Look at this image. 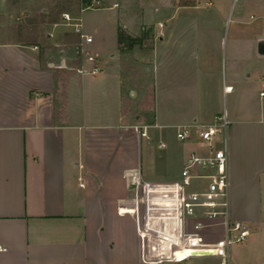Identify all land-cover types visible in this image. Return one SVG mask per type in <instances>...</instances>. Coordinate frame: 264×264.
I'll return each mask as SVG.
<instances>
[{
    "label": "crops",
    "instance_id": "1",
    "mask_svg": "<svg viewBox=\"0 0 264 264\" xmlns=\"http://www.w3.org/2000/svg\"><path fill=\"white\" fill-rule=\"evenodd\" d=\"M254 10L261 21L255 47L263 88L258 42L264 39V0ZM78 30L76 48L86 43ZM243 38L236 36L229 59L226 45L224 61L221 35L198 36L192 46L157 33L144 98L126 89L119 59L117 71L106 72L97 62L101 73L92 75L81 60H55L57 44L0 40V264H145L135 219L121 210L131 213L138 179L168 181L142 175L139 141L150 129L213 123L222 115L219 99H233L236 88V103L225 114L232 119L231 214L246 226H261L244 245L242 264H264V92L247 85L251 59L235 51ZM110 129L116 133L106 134ZM110 135L118 140L119 156L102 148ZM184 142L185 164L200 147L196 137ZM115 179L123 190L116 191Z\"/></svg>",
    "mask_w": 264,
    "mask_h": 264
},
{
    "label": "rangeland",
    "instance_id": "2",
    "mask_svg": "<svg viewBox=\"0 0 264 264\" xmlns=\"http://www.w3.org/2000/svg\"><path fill=\"white\" fill-rule=\"evenodd\" d=\"M258 2L259 0H8L7 2L0 0V9L4 11L0 14V40L11 42L20 40L33 45L47 44V42L57 44L53 53L55 60L78 59L89 70L93 66L86 60L89 56L97 58L98 64L106 72L108 70L117 71L120 62L128 81L126 89H134L138 97L144 98L148 94L145 86L148 75L147 68L150 63L149 55L157 33L161 32V35L169 37L173 41L180 36L181 43L192 46L198 36L219 37L221 35L224 61L226 45L227 59H229L231 49L235 46L236 36L239 35L244 38L241 39L242 43L236 47L235 51L240 52V55L241 53L247 54L251 59L248 74L252 73L253 76L247 85L259 93L260 90L264 92V87L261 88V79L256 73L258 69L256 61L259 57L255 47L256 32L261 21L254 7ZM184 5L187 7H183ZM7 8L8 10H6ZM63 14H69L71 21L64 20ZM238 20L243 22V25H238L236 23ZM160 23L164 24V29L159 27ZM75 24H79L80 28ZM76 28L79 29L83 41L88 35L94 39L91 44L78 45L80 54L75 46V42L80 39L75 32ZM119 28H123L129 35L137 38L134 44L124 47L123 50L118 49ZM73 31L74 33H72ZM58 44L64 47L58 49ZM245 46L247 49H243ZM161 47L162 45H159L158 53L161 52ZM62 51L65 52V57L61 55ZM229 68L228 61V73ZM157 72L156 70V75ZM237 91L236 88L233 99H224L223 97L219 99L221 114L231 111V107L236 103L234 97H236ZM161 97L162 89L159 85L158 100L155 106L160 118L162 117ZM150 101L149 98L143 102V111L149 105L151 106ZM227 120L230 122L232 119L228 117ZM113 132L116 133L110 129L106 131V134ZM149 133V138H143L138 144L142 175L152 181L179 180L184 164L182 152L185 142L177 138L176 131L173 129H150ZM160 134L161 136H159ZM160 139L166 143L165 148L159 147ZM91 146L97 147V145ZM99 147L101 149V144ZM102 148H106L104 150L108 154L115 153L119 156L121 153L118 140L113 135L108 137ZM112 173L117 177L116 172L112 171ZM114 183L118 186L115 188L116 191L123 190L120 188L121 182L115 179ZM207 186L208 180L194 179L190 191L199 192L205 190ZM247 228L250 232L247 240L242 243H233L230 247L231 264H242L247 260L244 245L255 237L261 226L248 224ZM192 230L193 224L189 220L188 231ZM199 234L204 243H215L224 239V227L217 225L204 228ZM187 263L222 264V259L220 257H204L189 259Z\"/></svg>",
    "mask_w": 264,
    "mask_h": 264
},
{
    "label": "built area",
    "instance_id": "3",
    "mask_svg": "<svg viewBox=\"0 0 264 264\" xmlns=\"http://www.w3.org/2000/svg\"><path fill=\"white\" fill-rule=\"evenodd\" d=\"M62 17L71 21L69 14ZM75 26L79 27L78 24ZM84 39L87 44L93 42L91 37ZM77 50L80 54V49ZM86 60L93 65L90 74L101 73L97 58L89 56ZM232 90V87L225 88L226 92ZM229 124L227 116L222 114L210 124L195 122L177 126L179 140L188 141L196 137L200 147L188 155L180 179L163 183L138 179L131 213L125 214L122 210L121 213L135 219L145 264H191L187 263L189 259L204 257H220L222 264H231V245L245 242L249 237L245 223L233 219L231 214ZM160 147L164 148L165 144H160ZM194 179L208 180L207 188L199 192L190 191ZM189 220L193 224L191 232L188 231ZM217 221L224 227V239L204 243L199 232L216 225ZM202 251H215V255L195 254Z\"/></svg>",
    "mask_w": 264,
    "mask_h": 264
},
{
    "label": "trees",
    "instance_id": "4",
    "mask_svg": "<svg viewBox=\"0 0 264 264\" xmlns=\"http://www.w3.org/2000/svg\"><path fill=\"white\" fill-rule=\"evenodd\" d=\"M136 41H137V38L129 35L123 28H119V31H118L119 49L123 50L124 47L131 46Z\"/></svg>",
    "mask_w": 264,
    "mask_h": 264
},
{
    "label": "water",
    "instance_id": "5",
    "mask_svg": "<svg viewBox=\"0 0 264 264\" xmlns=\"http://www.w3.org/2000/svg\"><path fill=\"white\" fill-rule=\"evenodd\" d=\"M258 52L259 54L264 55V39L258 42ZM195 254L203 255V256H213L215 255V251H202Z\"/></svg>",
    "mask_w": 264,
    "mask_h": 264
}]
</instances>
